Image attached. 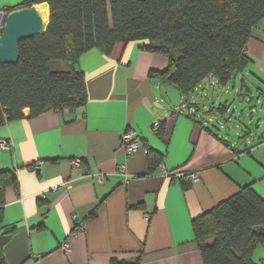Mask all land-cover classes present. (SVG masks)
I'll use <instances>...</instances> for the list:
<instances>
[{
	"label": "crops",
	"instance_id": "0c3cea01",
	"mask_svg": "<svg viewBox=\"0 0 264 264\" xmlns=\"http://www.w3.org/2000/svg\"><path fill=\"white\" fill-rule=\"evenodd\" d=\"M21 2L0 0V12ZM33 7L47 25L48 5ZM246 55L232 86L243 105L251 88L264 98V19ZM167 67L165 56L140 43H118L109 56L89 50L75 65L85 79L84 107L33 118L25 109L24 118L0 125V139L12 143L11 151L0 150V172L13 171L18 183L5 192L0 225V234L15 229L3 247L7 264H203L192 220L246 185L264 199V133L251 135L246 120L243 136L235 124L236 133L224 132L231 106L221 101L235 94L229 84L204 80L187 95L183 115L173 117L183 95L149 77ZM155 120L164 123L159 133L151 129ZM131 131L141 147L133 155L122 142ZM148 152L160 156L164 171L180 175L178 182L162 177L158 166L149 172ZM74 159L79 170L70 165ZM195 173L200 181L191 184ZM74 214L85 223L81 234L73 233ZM252 260L264 264V245Z\"/></svg>",
	"mask_w": 264,
	"mask_h": 264
},
{
	"label": "trees",
	"instance_id": "16d2710c",
	"mask_svg": "<svg viewBox=\"0 0 264 264\" xmlns=\"http://www.w3.org/2000/svg\"><path fill=\"white\" fill-rule=\"evenodd\" d=\"M40 3L49 7L46 32L19 42L16 63H0V125L24 118L25 109L33 118L84 107L79 57L92 49L109 56L118 43H140L144 51L165 56L167 69L149 77L181 95L210 77L226 87L248 65L246 46L264 19V0H22L5 12ZM160 162L148 152L149 172ZM10 187H18L16 174L1 171L0 225ZM14 231L0 234V264H7L3 247ZM192 232L203 264H255L254 251L264 245V199L246 185L193 219Z\"/></svg>",
	"mask_w": 264,
	"mask_h": 264
},
{
	"label": "water",
	"instance_id": "95a60500",
	"mask_svg": "<svg viewBox=\"0 0 264 264\" xmlns=\"http://www.w3.org/2000/svg\"><path fill=\"white\" fill-rule=\"evenodd\" d=\"M3 30L0 35V63L14 64L18 61L19 42L42 36L47 29L42 15L33 6L0 12Z\"/></svg>",
	"mask_w": 264,
	"mask_h": 264
},
{
	"label": "rangeland",
	"instance_id": "374dc122",
	"mask_svg": "<svg viewBox=\"0 0 264 264\" xmlns=\"http://www.w3.org/2000/svg\"><path fill=\"white\" fill-rule=\"evenodd\" d=\"M59 66L61 69H65V66L63 64ZM234 77H236V75H234ZM234 77L230 81L227 88L230 92V95L234 93L235 94L232 97L228 96L226 97V99H223L221 101L222 106H224L227 101L230 104L229 107L231 106V113L225 116L221 121V123H223L226 128L224 132L227 134L236 133V131L234 130L235 124L237 126H240L241 130L239 131V135L243 136V133H247V129H245L244 126H241V122L246 120L247 123L252 121L251 126L249 125L248 127V129L250 128L251 130V135H255L256 133L260 135L264 133V98H260L259 92L251 88V93L253 95L248 96L246 98L247 104L243 105L242 101L239 100V93L236 94V91L232 89ZM237 85L239 87V83H237ZM216 112L218 111L216 110ZM249 117H251V119H249ZM225 118H227V120L231 119L233 123L230 124L228 123V121H223Z\"/></svg>",
	"mask_w": 264,
	"mask_h": 264
},
{
	"label": "built area",
	"instance_id": "2783aa9c",
	"mask_svg": "<svg viewBox=\"0 0 264 264\" xmlns=\"http://www.w3.org/2000/svg\"><path fill=\"white\" fill-rule=\"evenodd\" d=\"M2 30H3V25L1 24V20H0V35L2 33ZM183 97L184 99L182 103L177 108H175L172 114L173 117L183 115V112L186 108V102H185L186 96L183 95ZM159 128H160V122L158 120H155L151 125V129L153 132L157 133ZM136 138H137V133L135 131L128 132L122 136V142L125 146V150L127 151V154L129 155H133L141 149L140 143L139 141L136 140ZM11 149H12V143L10 141L6 139H0V150L1 151H11ZM38 165L39 164H37V166ZM70 165L74 169L79 170L81 168L82 162L81 160L74 159L70 161ZM161 172H162L161 176L164 178L172 179L175 182H178V180L180 179V175H171L168 172L164 171L163 168H161ZM189 178L190 180L188 182H190L191 184H196L200 181V178L198 174L196 173L192 174ZM102 181H103L102 176H100V182ZM52 191L55 192L56 190L53 189ZM72 220L74 221V224H75L73 228V233L74 234L83 233L85 231V223L83 221L78 220L75 214L72 215ZM62 247L63 249L66 250L69 246L68 244H63Z\"/></svg>",
	"mask_w": 264,
	"mask_h": 264
},
{
	"label": "bare ground",
	"instance_id": "6f19581e",
	"mask_svg": "<svg viewBox=\"0 0 264 264\" xmlns=\"http://www.w3.org/2000/svg\"><path fill=\"white\" fill-rule=\"evenodd\" d=\"M42 13V12H41ZM43 15V14H42ZM44 21L46 22L47 21V16H46V14H44ZM47 23V22H46ZM157 168H159V170L161 171V168L158 166Z\"/></svg>",
	"mask_w": 264,
	"mask_h": 264
}]
</instances>
